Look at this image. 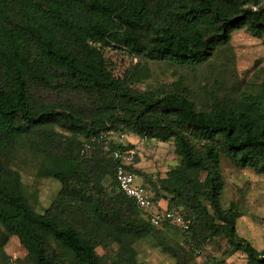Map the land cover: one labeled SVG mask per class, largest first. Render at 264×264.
<instances>
[{
	"label": "trees",
	"instance_id": "trees-1",
	"mask_svg": "<svg viewBox=\"0 0 264 264\" xmlns=\"http://www.w3.org/2000/svg\"><path fill=\"white\" fill-rule=\"evenodd\" d=\"M240 30L264 40L261 0H0V258L15 237L20 264H143L135 245L149 239L174 264H191L224 239L223 254L264 264V250L237 234L240 212L221 203L222 158L264 175V66L237 101L209 108L181 81L167 91L135 88L146 78L142 59L202 65ZM107 51L138 63L115 76ZM105 133L172 143L176 164L163 177L132 170L156 201L191 221L188 231L152 226L119 192L108 156L117 146L105 148ZM19 139L43 156L35 177L58 186L41 213L22 181ZM107 244L115 251L99 255Z\"/></svg>",
	"mask_w": 264,
	"mask_h": 264
},
{
	"label": "rangeland",
	"instance_id": "rangeland-1",
	"mask_svg": "<svg viewBox=\"0 0 264 264\" xmlns=\"http://www.w3.org/2000/svg\"><path fill=\"white\" fill-rule=\"evenodd\" d=\"M264 5V0H261ZM115 76H120L138 63L136 58L107 51L105 54ZM146 78L135 86L138 91H167L172 84L183 82L194 103L201 108L214 105L215 99L229 98L237 101L238 94L252 81L254 72L264 66V40L251 37L245 30L234 32L230 44L207 63L195 67H175L164 62L141 60ZM114 143L133 145L137 154L134 165L140 174L163 177L176 164L172 143L161 144L132 136L111 134ZM17 163L25 190L32 207L43 212L58 192L57 184L50 180L37 179V168L43 156L32 153L23 139L17 141ZM222 173L225 187L221 203L224 208L235 207L241 214L236 221L238 236L248 241L258 251L264 250V175L250 169H237L222 158ZM138 261L143 264H174L163 255L149 239L135 245ZM227 250L224 239L207 244L192 264H246L244 254H223ZM115 246L107 244L97 249L99 255L111 254ZM6 261L0 264H20L25 251L15 237L4 247Z\"/></svg>",
	"mask_w": 264,
	"mask_h": 264
},
{
	"label": "built area",
	"instance_id": "built-area-1",
	"mask_svg": "<svg viewBox=\"0 0 264 264\" xmlns=\"http://www.w3.org/2000/svg\"><path fill=\"white\" fill-rule=\"evenodd\" d=\"M111 134L113 133H105L101 139L106 149L112 145L117 146L110 150L108 156L115 162V183L119 192L134 202L152 226L158 228L162 223H169L184 232L188 231L191 221L186 220L181 213L174 209L167 206L162 207L160 202L155 200L154 194L144 182L143 177L132 170L136 164V152L133 149L122 150L119 148L123 145L114 143ZM143 140H147V138H143ZM84 148L87 150L88 146L85 144ZM197 253L199 254V252Z\"/></svg>",
	"mask_w": 264,
	"mask_h": 264
},
{
	"label": "crops",
	"instance_id": "crops-1",
	"mask_svg": "<svg viewBox=\"0 0 264 264\" xmlns=\"http://www.w3.org/2000/svg\"><path fill=\"white\" fill-rule=\"evenodd\" d=\"M159 202H160V205L162 206V207H165L166 205H167V203H166V201L165 200H163V199H160L159 200ZM236 231H237V227H236ZM237 234H238V231H237ZM146 240V239H145ZM258 251V250H257ZM162 253V252H161ZM163 254V253H162ZM163 255H165V254H163ZM168 259H170L167 255H165ZM171 261H172V263H174V261L172 260V259H170ZM195 260H196V258H195ZM195 260L193 261V262H195ZM192 262V263H193ZM191 263V264H192Z\"/></svg>",
	"mask_w": 264,
	"mask_h": 264
}]
</instances>
